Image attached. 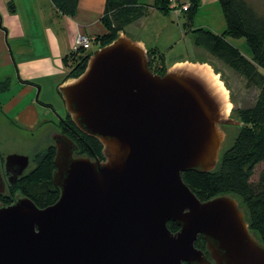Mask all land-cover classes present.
Wrapping results in <instances>:
<instances>
[{
  "label": "water",
  "instance_id": "obj_1",
  "mask_svg": "<svg viewBox=\"0 0 264 264\" xmlns=\"http://www.w3.org/2000/svg\"><path fill=\"white\" fill-rule=\"evenodd\" d=\"M199 65L208 66L184 60L153 73L144 43L122 33L93 50L58 93L76 129L99 141L101 157L75 156L68 136L51 135L59 196L42 208L22 194L0 204V264H264V245L237 200L201 201L181 176L213 171L221 125L241 124L230 117L226 90L201 77ZM28 162L5 157L11 185Z\"/></svg>",
  "mask_w": 264,
  "mask_h": 264
},
{
  "label": "trees",
  "instance_id": "obj_2",
  "mask_svg": "<svg viewBox=\"0 0 264 264\" xmlns=\"http://www.w3.org/2000/svg\"><path fill=\"white\" fill-rule=\"evenodd\" d=\"M52 1L62 12L68 15L74 14L77 0ZM184 1L190 4L186 11L191 8L186 18L190 26L199 6V0ZM218 2L225 21L226 35H217L208 29L197 27L191 29L193 42L198 47L208 48L213 54L225 61L229 67L251 79L257 84L260 94L259 104L256 109V127L243 130L239 134L236 154L233 157L222 160L220 157L213 171L201 173L191 170L181 173L183 181L201 201L226 194L227 187L223 183V176L228 177L233 182L242 180L247 177L248 171L254 164L264 162V74L257 69V67L264 69V16L256 13L244 0H218ZM171 3V0H153L152 5H147L141 4L140 0H106L102 17L106 32L98 37L95 42L98 43L99 47L109 43L120 34L125 24L144 16L149 6L162 13L170 12ZM227 37L245 39L252 52L251 63L240 55L239 49L233 46L227 40ZM149 50L147 49L148 57L152 52ZM82 52L83 49H80L78 52L70 53L63 58L64 65L69 67L64 79L76 77L83 72L91 52ZM149 60L151 61L152 58L149 57ZM9 87L10 80L8 78L0 81V92L8 90ZM65 117L61 119V122L65 124L69 120L73 125L69 115ZM89 139L93 143L91 151L101 157L99 141L93 137H89ZM53 157L54 146L50 145L39 155V159L33 168L9 187L6 193L0 194V204H11L15 198V196L12 197V192L15 189H19L20 194L31 198L40 208L54 203L59 196V190L52 182V172L55 168ZM217 168H221V174L215 173ZM260 187L257 198L254 199L255 201L253 200L255 207L253 218L251 217L249 222L248 220L246 221L249 224L250 231L255 230L260 238L264 240V179L261 180ZM248 206L250 209L252 208V206ZM167 227L172 232L178 230V226L173 221H168ZM195 246L204 251L206 250L205 241L201 235L197 236Z\"/></svg>",
  "mask_w": 264,
  "mask_h": 264
},
{
  "label": "rangeland",
  "instance_id": "obj_3",
  "mask_svg": "<svg viewBox=\"0 0 264 264\" xmlns=\"http://www.w3.org/2000/svg\"><path fill=\"white\" fill-rule=\"evenodd\" d=\"M173 1H175L174 5L171 6V11L168 13H162L149 6L144 16L125 24L120 34H125L133 40L140 41L142 39L146 50L152 51L149 56L152 60L150 61L148 57V67L153 73L162 75L173 63L188 60L190 62H205L215 75H220L218 79L223 82L227 97L230 99V106H232V110L229 112L230 117L239 120L241 124L238 126L221 125L225 132V138L219 158L221 157L222 160L233 157L237 151L236 144L239 134L243 130L256 127V109L259 104L260 89L251 79L229 67L225 61L213 54L208 48L198 47L193 42V33L191 32L193 28L202 27L217 35L225 34V21L218 0H199V6L190 26L186 19L189 11H191V8L186 11L190 5L189 2L184 0ZM244 1L256 13L264 16V0ZM140 2L152 5L153 0H140ZM175 10L177 12H174ZM227 40L239 49L240 55L245 60L252 62V52L244 38L227 37ZM98 47V45L92 46L91 40L89 48L81 49L83 52L92 53ZM254 65L256 66L255 63ZM257 69L264 74V69L260 67ZM48 111L49 114L47 115ZM60 115L52 109L39 106L38 116L41 120L39 126L37 125L32 129H29L28 125H26L27 128L20 127L0 115V168H3L5 157L15 153L29 155L28 168H33L39 159V155L50 146L49 135L53 131L62 132L72 138L79 146V153L91 155L93 153L90 151L93 145L92 140L89 138L81 139L83 133L78 129V132L75 131V126L69 120L65 124L61 122L65 115L63 113ZM221 172V168H217L215 173L221 174ZM263 179L264 162L254 164L248 171L247 177L242 180L233 182L228 177L223 176V183L227 187L226 194L237 200L240 207L243 208L248 222L254 214L253 200L257 198L256 196L260 192V182ZM18 194H20V190L15 189L12 192V197ZM248 205L252 208L250 209ZM252 232L255 238L264 244V240L260 238L258 233L255 230Z\"/></svg>",
  "mask_w": 264,
  "mask_h": 264
},
{
  "label": "crops",
  "instance_id": "obj_4",
  "mask_svg": "<svg viewBox=\"0 0 264 264\" xmlns=\"http://www.w3.org/2000/svg\"><path fill=\"white\" fill-rule=\"evenodd\" d=\"M105 1L77 0L74 14L68 15L52 0H0V81L10 80L9 89L0 92L2 117L32 129L41 120L39 106L66 116L58 93L69 70L63 58L75 53L78 34L98 45L96 39L106 32Z\"/></svg>",
  "mask_w": 264,
  "mask_h": 264
},
{
  "label": "flooded vegetation",
  "instance_id": "obj_5",
  "mask_svg": "<svg viewBox=\"0 0 264 264\" xmlns=\"http://www.w3.org/2000/svg\"><path fill=\"white\" fill-rule=\"evenodd\" d=\"M56 134H64V133H62V132H59V131H53V132H51L50 133V137H49V140H50V145L51 146H54V144L52 143V141H51V135H53V137L55 138L56 136L55 135ZM64 135H66V134H64ZM67 136V135H66ZM70 138V137H69ZM83 138H89V136H86L85 134H83V135H81V139H83ZM74 143H75V145H76V150L74 151V155L76 156V155H88V156H91V157H93L95 154L94 153H92L91 155H89V154H82V153H79V146H78V144L72 139V138H70ZM91 151V150H90ZM54 154H55V146H54ZM28 158H29V155H28ZM5 160H4V162H3V168H0V171H1V175H2V179H3V181H4V184H5V187H6V190H9V187H11L12 185L10 184V181L13 179V171H12V168L11 167H9V169L7 170V167L5 166ZM29 166H27V168L25 169V170H23L18 176H16V180H18L22 175H24L26 172H28L29 170H30V168H28ZM16 183V182H15Z\"/></svg>",
  "mask_w": 264,
  "mask_h": 264
},
{
  "label": "bare ground",
  "instance_id": "obj_6",
  "mask_svg": "<svg viewBox=\"0 0 264 264\" xmlns=\"http://www.w3.org/2000/svg\"><path fill=\"white\" fill-rule=\"evenodd\" d=\"M195 68L198 70V72L200 73L201 77H203L204 79H207L212 84V86L214 88H216L219 91H222L221 89H223V91H224V88L221 86L220 82L217 79V75H214L209 70L208 66H206V65H199V66H195Z\"/></svg>",
  "mask_w": 264,
  "mask_h": 264
},
{
  "label": "built area",
  "instance_id": "obj_7",
  "mask_svg": "<svg viewBox=\"0 0 264 264\" xmlns=\"http://www.w3.org/2000/svg\"><path fill=\"white\" fill-rule=\"evenodd\" d=\"M174 5V1L172 0L171 6ZM174 12H177V10H175ZM91 45V39L87 36H85L84 34H78L76 35L74 41H73V45H72V52H76L81 48H89Z\"/></svg>",
  "mask_w": 264,
  "mask_h": 264
}]
</instances>
